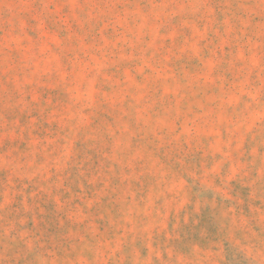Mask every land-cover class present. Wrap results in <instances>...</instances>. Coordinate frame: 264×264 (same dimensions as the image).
Returning <instances> with one entry per match:
<instances>
[{
    "label": "rangeland",
    "instance_id": "374dc122",
    "mask_svg": "<svg viewBox=\"0 0 264 264\" xmlns=\"http://www.w3.org/2000/svg\"><path fill=\"white\" fill-rule=\"evenodd\" d=\"M0 264H264V0H0Z\"/></svg>",
    "mask_w": 264,
    "mask_h": 264
}]
</instances>
